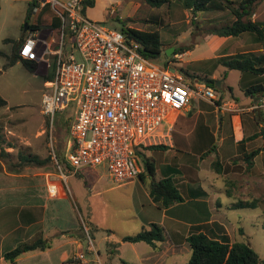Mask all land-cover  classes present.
Returning a JSON list of instances; mask_svg holds the SVG:
<instances>
[{
    "label": "rangeland",
    "instance_id": "1",
    "mask_svg": "<svg viewBox=\"0 0 264 264\" xmlns=\"http://www.w3.org/2000/svg\"><path fill=\"white\" fill-rule=\"evenodd\" d=\"M43 1L45 3L41 8L42 10L32 13L28 19V23L34 24L37 22L40 26L38 30L43 31L44 34L51 28L54 36H56V29L49 26V23L53 17L57 18L58 16L49 0ZM217 1H210V9L193 13L192 8L186 4L185 0H169L159 7L151 6L143 0H94V5L87 7L84 13L89 19L108 28L118 29L120 27V22L118 21L124 20L128 26L134 28L145 30L157 29L160 32L162 45L156 63L159 66H163L168 61L167 64L169 67L175 69L183 67L184 70H188L192 75L198 76L197 79H194V82L201 87L207 85L204 81V78L207 77L204 75L207 72L210 73L212 71V73L219 75L223 70L222 66H217L216 69L212 70L216 65L213 57L216 51L211 43L213 41H211L212 36L209 41L206 40L207 36L209 38V35H211L208 32L209 27L214 26L213 24L221 26L231 19V12L228 7L217 10L212 9L216 7ZM232 1L234 6H237L241 0ZM28 6V0H0V51L4 53V55H0V96L7 103L6 106L0 107V138L3 140L0 144L6 147L9 146V149L6 150L9 156L4 158L2 167L0 168V173L7 172L9 174L1 180L0 188L8 190L10 188H17V190L44 188V173L46 171L51 172L52 168L55 171L52 155L55 154L59 159L63 160L64 153L66 152L69 125L72 119L71 109L56 112L52 121L41 112L42 99L48 93V89L44 86V83L52 78L54 69V59L52 56L46 57L49 62L46 74L43 73L42 65L39 64H36V70L34 71L27 70L20 62L14 63L7 69H3L7 58L12 56L18 42L24 37L23 25L26 23ZM255 12L253 15L254 18L258 16V18H263L259 20H264V0L256 4ZM255 19L257 20V18ZM238 40L240 43H248V38L245 34L238 37ZM190 44L194 48L189 53L182 56L181 52H178V56L176 57L172 55L175 48ZM168 48H173L170 54L166 53ZM208 57L213 59L204 60ZM236 77L237 71H234L229 77V81L235 86L234 95L237 93ZM254 78H257V76ZM185 79L187 82L193 81L189 76H185ZM212 88L216 96L215 100H218L219 92L216 87ZM191 106L193 107L191 109L193 118L188 121L187 127H191L192 124L194 128L200 125L201 119L198 121L196 117L198 110L208 111V115L211 118L214 120L217 119L216 115L214 116L212 114L213 105L209 100L196 96ZM174 115L176 114L172 113L169 118H175ZM254 115L258 118L255 124H261L264 127V108H260ZM171 134L175 139L176 133L174 128ZM152 138L153 141L148 143V140ZM166 139L167 137L159 138L155 136L144 139L143 143H164ZM210 141L209 144L211 147L217 145L219 141L218 134L213 136ZM143 146L145 145L141 147ZM164 150L141 149L140 151L142 153H138V161L141 169L143 168V160L145 157L156 158L159 161L164 157H170L171 154L167 153L166 155ZM20 152L31 154L38 161H43V163L36 161L30 162L18 171H14L12 164L19 162L18 155ZM181 156L184 157V154L180 153L179 157ZM213 159L214 156L212 154L207 157V160L211 161ZM189 164L192 166L195 165L192 161ZM51 173L54 172L52 171ZM177 173L178 171L175 174ZM227 175L231 180L236 181L235 191L239 192L234 193V188H232V192L228 195L224 190L225 182L219 175L213 174L214 180L204 176L205 179L201 180V184L207 191H211L210 193H215L211 195L210 199L212 206L217 211H214L213 214L200 212L199 215L203 219H207L211 215L213 219L222 222L227 229V234L231 241L248 243L257 252L259 258L264 259V228L262 227L264 207H230L232 202L240 200L244 195L249 196H245L244 199L247 200L264 197V159L263 164L259 160L257 165H254L249 172L231 171ZM77 178L71 179L74 181L73 183L70 181V185L75 189V192L80 193V197L75 195V201H72L71 196L69 197L70 194L66 193L70 201L69 204L66 202L60 204L62 212L60 222L58 221V223L69 228L75 239L77 237L82 245L79 248L82 249L84 255L94 259L89 261L91 264H100L94 258L95 252L86 248L88 239L84 226L90 228L91 243L93 242L94 244V251L106 247V240H103V236L110 237L108 238L110 239L109 243H111V240L119 242L121 235L126 231L124 226L133 222L125 218L133 214L132 205L135 204L137 198L142 197V190L146 186L144 183H140L138 177L134 179L136 183H128V181L114 182L103 169L94 173L93 177L89 179L85 178L86 182L81 177ZM211 185H214L220 191L211 190ZM63 188L65 191L67 190V186L65 185ZM179 192L185 197L184 195L186 194L183 193L184 191L179 189ZM239 193L241 196H239ZM87 196L92 197L90 212L87 211L85 205ZM0 198L2 199L1 201L5 200L4 197ZM6 199H9V197L6 196ZM91 222L97 223L104 229L110 228L113 230V233H107L108 230L93 231L90 226ZM33 231H37L36 226L33 228ZM53 232L54 230H52ZM93 235L95 238L94 241ZM30 240L24 235L22 229L10 231L9 225H0V251L6 252L20 243V241L27 242ZM111 248L119 249L118 245L114 244ZM125 253L127 257L133 259L130 253ZM190 254L191 249L187 243L180 247L179 252L165 259L163 264H186ZM104 255L105 252L102 250L101 257L103 258L104 264H108L109 261H107L106 255ZM111 263L121 264V260H114Z\"/></svg>",
    "mask_w": 264,
    "mask_h": 264
},
{
    "label": "crops",
    "instance_id": "2",
    "mask_svg": "<svg viewBox=\"0 0 264 264\" xmlns=\"http://www.w3.org/2000/svg\"><path fill=\"white\" fill-rule=\"evenodd\" d=\"M29 1L30 0H28V2ZM41 10V8H37L33 13ZM254 12L251 19L258 18V16L254 18ZM232 20L233 17L231 16V21ZM25 30L26 29H23V36L26 35L24 34ZM243 34L247 35L248 43L239 42L238 37ZM211 36V41L213 40L211 43L216 51L213 55L215 60L220 57L250 52L264 56V41L260 42L255 40L252 35L246 32L240 33L237 36H219L211 34L209 38L207 36L206 40L209 41ZM192 49L181 52L182 56L189 53ZM173 56H178V53ZM211 59L213 58L208 57L204 60ZM217 66L223 67L222 73L219 75L212 73V71L209 73L204 70L207 72L204 76L216 80L215 86L219 92L218 100L220 103L218 105L213 102L211 103L213 105L212 114H214V116L216 115L217 119L214 120L211 118V116L208 115V111L198 110L196 112V117L198 121L201 119L200 125L195 128L193 124L191 127H187L188 121L193 118L191 115V109H193V107L191 105L193 104L194 98L192 97L189 106L183 110H175L172 112L176 114L174 115L175 118L170 119L168 117L163 123L162 130L156 135V137L159 138L167 137L163 144H166L168 148L164 151L166 155L170 153L171 156L164 157L160 161L159 159L151 158L154 167V178L158 180L166 175L173 176L175 183L180 187L178 188L186 194L184 195V200L164 207L159 203L153 202L147 189L144 188L141 193L142 197L137 198L135 204L132 205L133 214L127 218L123 217L133 222L124 226L126 231L121 235L119 242L111 240V243H109L110 239L108 238L110 237L103 236V240H106V247L96 251L93 250V242L91 245L88 242L86 248L91 247V249L89 248L90 251L95 252L94 258L98 260L100 264H104L103 258L101 257L102 250H104L107 261H109L108 264H112L111 262L114 260H125L131 264H163L165 259L172 257L176 252H179L180 247L188 243L186 238L191 232H194L193 226L199 224H207L210 232L213 231L216 234L219 233L221 227L227 233V229L222 222L213 219L211 215L207 219H203L199 215L200 212L213 214L214 211H217L214 206H212L210 199L211 195L215 193L207 191L201 184V180L205 179L204 176L213 179V174L219 175L225 182L224 190L229 195L232 192V188H234V193L239 191H235L236 181L231 180L227 174L231 171L249 172L254 165H257L259 160L261 164H263L264 139L262 135L258 134L254 136V134L264 127L261 124H255L258 118H256L254 113L258 112L260 108H264V98L256 104L252 97L245 93V88L252 83L258 81L263 82L264 73L254 75L250 72H241L237 69H229L221 63H217L212 70L216 69ZM181 69L184 68L180 67L179 70ZM234 71H237V79L235 81L237 87L236 95L233 94L235 86L229 81V77ZM256 76L257 78H254ZM173 128L176 133L175 139L171 134ZM217 134L219 137L218 144L211 147L209 144L211 142L210 140ZM151 141H153V138L148 143ZM7 149H9V146L5 147V150ZM254 150H257V152L251 158V166L247 169L246 162L244 161L245 155ZM180 153H183L184 157H179ZM210 154L214 156V159L211 161L207 160ZM190 161L194 162L195 165L192 166L189 164ZM213 164L220 167V172L215 170ZM62 168L64 177L57 178L56 180V196H50L47 192V185L49 182L48 176H57L58 173L56 168L55 171L54 168H52L54 173H51L52 171H46V173H44L43 189L26 188L25 190H17V188H10L8 190L0 188V197L5 198L3 201H1L2 199L0 198V225H9L10 231L22 229L24 235L31 240L41 235L48 240L50 245L44 250L25 252L21 254L15 262L9 263L1 257L4 252L0 251V264H70L69 260L75 258L82 259L81 262L83 263H90V260H94L84 255L82 249L79 248L82 246L81 242H79L77 237L76 239L73 237V233L70 232V229L58 223L62 212L60 204L62 202L69 204L70 200L66 193L70 194L69 197L71 196L72 201H75V195L80 197V193L78 194V192H75V189L70 185V181L71 183L74 181L71 179L81 177V179L86 182V179L93 177L94 173H97L98 170L103 169L106 172V169L103 165H98L93 168H80L72 173L70 172L68 163H63ZM174 171L175 173L178 171V173L175 174L173 173ZM8 174L7 172L0 173V182L3 178L7 177ZM136 177L138 176L124 181L136 183V180H134ZM149 179H151V176H149ZM138 180L142 183L139 177ZM64 185L67 186L66 191L63 188ZM73 186L75 187L74 184ZM211 190L220 191V189L216 188L214 185H211ZM6 196H8L9 199H6ZM239 196H241L240 193ZM245 196L249 197L248 195H244L241 199L247 200L244 199ZM91 198V196H87L85 199V205L89 212L91 210ZM5 221H7V223H5ZM149 223L159 224L166 233V238L162 242H158L155 247L148 243L145 244V242L131 243L122 241L123 236L135 234L143 227H147ZM35 226L37 227V231L34 232L33 228ZM90 226L93 231L108 230L107 233H113L112 229H104L95 222H91ZM52 230H54L53 233ZM84 230L92 241L90 237V228L84 226ZM94 240L95 238L93 235V241ZM113 244L118 245L119 249H112L111 246ZM125 252L130 253L133 259L127 257Z\"/></svg>",
    "mask_w": 264,
    "mask_h": 264
},
{
    "label": "built area",
    "instance_id": "3",
    "mask_svg": "<svg viewBox=\"0 0 264 264\" xmlns=\"http://www.w3.org/2000/svg\"><path fill=\"white\" fill-rule=\"evenodd\" d=\"M49 2L61 21L59 36L51 28L45 34L29 30L17 48L22 58L42 65L44 74L46 57L54 59L41 112L52 121L56 112L72 110L63 160L52 155L58 174L48 176V194L57 195L63 163L72 173L103 165L114 182L138 176L137 150L147 144L144 139L155 137L169 115L189 106L192 97L213 102L214 89L187 82L181 70L143 56L140 43L84 15L81 0ZM44 3L38 0L33 12Z\"/></svg>",
    "mask_w": 264,
    "mask_h": 264
},
{
    "label": "trees",
    "instance_id": "4",
    "mask_svg": "<svg viewBox=\"0 0 264 264\" xmlns=\"http://www.w3.org/2000/svg\"><path fill=\"white\" fill-rule=\"evenodd\" d=\"M151 6L159 7L160 5L167 3L169 0H143ZM212 0H185L186 4L192 8L193 13L208 10L211 8L209 4ZM261 0H241L237 6H234L232 0H218L216 2V7L212 9H222L223 7H228L231 12V19L225 24L218 26L209 27L210 34H216L219 36H237L240 33L246 32L253 36L255 40L264 41V20H259L263 18L251 19V16L254 12L256 4ZM225 2V3H224ZM82 13L85 15V10L87 7H92L94 5V0H81ZM38 6V0H30L29 6L26 11V34L29 30H38L40 26L38 23H28V19L33 13V8ZM58 18V19H57ZM53 17L49 26L56 29V37L59 36V28L61 21L59 17ZM120 27L117 30H120L125 36L131 40H134L141 44L139 51L146 58L156 60L161 52V39L160 32L157 29L154 30H145L138 29L131 26H128L126 21L120 20ZM24 29V27H23ZM19 42L16 46L15 51L12 53L10 58H7L6 63L3 65V69H7L9 66H12L16 62H20L27 70L34 71L36 69L37 62L31 59L22 58L17 51ZM193 45L175 48L172 52V55L178 52H184L188 49H192ZM0 55H4L0 51ZM168 62V61H167ZM165 62V64H167ZM221 63L223 66L229 69H237L241 72H250L254 75H259L264 73V56L256 55L252 52L236 54L227 57H220L215 60V64ZM182 73L185 76L191 77L193 83L198 76L192 75L187 70L181 69ZM204 81L207 85L215 86V79L205 77ZM245 93L252 97L253 101L258 104L261 99L264 98V80L263 82L258 81L252 83L245 88ZM213 103L218 105L219 100H214ZM6 100L0 96V107L6 106ZM262 135L264 139V128L259 132L255 133L256 135ZM253 136V137H254ZM3 140L0 138V143ZM6 146L0 144V168L2 167V162L6 156H9V153L5 150ZM148 150L156 149H167L168 146L163 143L148 144L142 147ZM257 150L252 151L251 153L245 155L244 161L246 162V168L248 169L251 166V158L255 155ZM137 153H142L140 150H137ZM19 162L13 165V170L18 171L25 165H28L30 162L43 163V161H38L37 158L31 154H25L20 152L18 155ZM215 170L220 172V167L213 164ZM154 167L152 165V160L149 157H145L143 160V168L138 173V177L142 183L145 184L147 192L151 200L155 203H159L164 207H167L173 203L180 202L184 200V197L180 194L179 188L175 183V179L171 175H166L158 180L154 178ZM151 176V179H149ZM264 207V197L263 198H252L249 200L240 199L234 201L231 204V208L238 207ZM264 228V221L262 223ZM194 232H192L187 238V242L191 249L190 257L186 264H263L264 259H260L257 252L248 244L244 242L231 241L228 234L221 227L218 234L215 232H210L207 227V224H199L193 226ZM166 238V233L163 230L162 226L157 223H149L147 227H143L141 230L132 235H126L122 237V241L126 242H145L155 247L158 242H162ZM49 242L47 239L43 238L41 235L36 238L27 241L20 242L12 249L4 252L1 257L6 262H15V260L23 253L30 252L34 250H44L48 248ZM70 264H91L83 263L79 258L70 259ZM121 264H131L125 260H121Z\"/></svg>",
    "mask_w": 264,
    "mask_h": 264
},
{
    "label": "water",
    "instance_id": "5",
    "mask_svg": "<svg viewBox=\"0 0 264 264\" xmlns=\"http://www.w3.org/2000/svg\"><path fill=\"white\" fill-rule=\"evenodd\" d=\"M26 26H27V24L25 23V24L23 25L24 29H26ZM172 49H173V48H168V49L166 50V53H167V54H170V52L172 51Z\"/></svg>",
    "mask_w": 264,
    "mask_h": 264
},
{
    "label": "flooded vegetation",
    "instance_id": "6",
    "mask_svg": "<svg viewBox=\"0 0 264 264\" xmlns=\"http://www.w3.org/2000/svg\"><path fill=\"white\" fill-rule=\"evenodd\" d=\"M20 40H22V38Z\"/></svg>",
    "mask_w": 264,
    "mask_h": 264
}]
</instances>
